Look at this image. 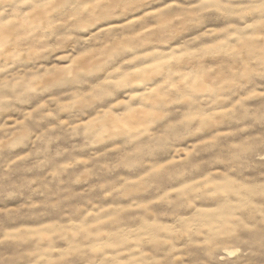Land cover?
I'll return each mask as SVG.
<instances>
[{
	"label": "clouds",
	"instance_id": "clouds-1",
	"mask_svg": "<svg viewBox=\"0 0 264 264\" xmlns=\"http://www.w3.org/2000/svg\"><path fill=\"white\" fill-rule=\"evenodd\" d=\"M0 264H264V0H0Z\"/></svg>",
	"mask_w": 264,
	"mask_h": 264
}]
</instances>
